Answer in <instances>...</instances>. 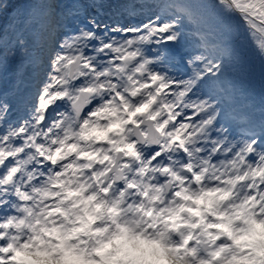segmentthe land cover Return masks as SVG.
I'll use <instances>...</instances> for the list:
<instances>
[{
	"label": "snow or ice",
	"instance_id": "1",
	"mask_svg": "<svg viewBox=\"0 0 264 264\" xmlns=\"http://www.w3.org/2000/svg\"><path fill=\"white\" fill-rule=\"evenodd\" d=\"M0 0V264H264V0Z\"/></svg>",
	"mask_w": 264,
	"mask_h": 264
},
{
	"label": "rangeland",
	"instance_id": "2",
	"mask_svg": "<svg viewBox=\"0 0 264 264\" xmlns=\"http://www.w3.org/2000/svg\"><path fill=\"white\" fill-rule=\"evenodd\" d=\"M26 2L27 0H25L21 5ZM17 11H19V7ZM252 65L253 71L249 75L244 77L243 80V91L244 94H246L244 95V98L247 99L248 106L250 105V103H253L255 101H262L264 103V76H262L261 74L259 60L253 59Z\"/></svg>",
	"mask_w": 264,
	"mask_h": 264
},
{
	"label": "trees",
	"instance_id": "3",
	"mask_svg": "<svg viewBox=\"0 0 264 264\" xmlns=\"http://www.w3.org/2000/svg\"><path fill=\"white\" fill-rule=\"evenodd\" d=\"M23 1H25V0H11V2H13L14 4L17 5V8L12 10V15L16 14L19 5H21Z\"/></svg>",
	"mask_w": 264,
	"mask_h": 264
}]
</instances>
